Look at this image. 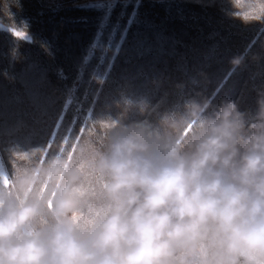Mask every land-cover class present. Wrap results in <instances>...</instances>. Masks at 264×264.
<instances>
[{"label": "clouds", "instance_id": "9594fccd", "mask_svg": "<svg viewBox=\"0 0 264 264\" xmlns=\"http://www.w3.org/2000/svg\"><path fill=\"white\" fill-rule=\"evenodd\" d=\"M257 104L206 115L192 99L155 121L97 120L43 163L32 149L0 172V264H264V94Z\"/></svg>", "mask_w": 264, "mask_h": 264}, {"label": "trees", "instance_id": "16d2710c", "mask_svg": "<svg viewBox=\"0 0 264 264\" xmlns=\"http://www.w3.org/2000/svg\"><path fill=\"white\" fill-rule=\"evenodd\" d=\"M261 17L264 0H128L110 9L0 0V22L30 37L0 30V151L10 175L34 148L40 163L71 154L106 117L155 121L192 99L209 101L206 115L229 99L253 117L264 94Z\"/></svg>", "mask_w": 264, "mask_h": 264}, {"label": "rangeland", "instance_id": "374dc122", "mask_svg": "<svg viewBox=\"0 0 264 264\" xmlns=\"http://www.w3.org/2000/svg\"><path fill=\"white\" fill-rule=\"evenodd\" d=\"M39 1L43 2L46 6L50 8L86 6L89 8H96V9H110L112 7H115V5L118 4L120 1L123 2L128 0H39ZM0 30H4L14 35L17 38L24 39L25 41L30 40V37L28 35H27L28 39H25L26 34L16 31L11 27H7L1 22H0ZM0 172H6L8 175H10L8 166L5 163L1 151H0Z\"/></svg>", "mask_w": 264, "mask_h": 264}, {"label": "snow or ice", "instance_id": "6c2138e0", "mask_svg": "<svg viewBox=\"0 0 264 264\" xmlns=\"http://www.w3.org/2000/svg\"><path fill=\"white\" fill-rule=\"evenodd\" d=\"M82 132H83V130H82ZM54 135H56V134H54ZM65 143H68V139L67 138L65 139ZM60 152L63 153L64 149H60ZM5 183H7V178H5Z\"/></svg>", "mask_w": 264, "mask_h": 264}]
</instances>
